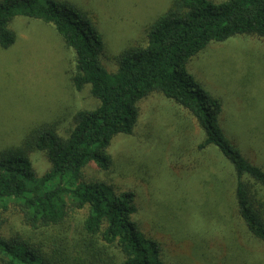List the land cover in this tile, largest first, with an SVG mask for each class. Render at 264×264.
Masks as SVG:
<instances>
[{
  "label": "trees",
  "instance_id": "trees-1",
  "mask_svg": "<svg viewBox=\"0 0 264 264\" xmlns=\"http://www.w3.org/2000/svg\"><path fill=\"white\" fill-rule=\"evenodd\" d=\"M45 3L0 1L1 49L16 42L8 28L16 17L52 25L75 54V91L88 86L99 105L74 115V127L65 138L53 127H43L30 132L19 146L0 150V227L8 221L1 216L10 208L21 215L19 228L0 234V264H170L162 259L158 241L133 220V193L116 194L103 183L83 181V170L90 164L110 169L111 141L132 135L138 104L153 93L195 119L204 135L199 150L214 147L230 165L229 185L218 182L221 201L225 210L236 213L246 234L264 247V169L248 162L225 136L218 123L220 101L205 93L186 69L187 62L211 43L237 36L264 39V0H172L147 28L145 46L125 48L115 57L114 73L99 63L105 45L95 23L74 7ZM33 152L43 153L50 163L43 176L33 170ZM83 210L80 228L71 230L70 214ZM227 233H220V244L236 245L235 235L229 229ZM194 243L195 256L202 258L201 245ZM235 245L223 261L247 255ZM113 251L119 255L114 257Z\"/></svg>",
  "mask_w": 264,
  "mask_h": 264
},
{
  "label": "rangeland",
  "instance_id": "rangeland-1",
  "mask_svg": "<svg viewBox=\"0 0 264 264\" xmlns=\"http://www.w3.org/2000/svg\"><path fill=\"white\" fill-rule=\"evenodd\" d=\"M45 1L74 7L95 23L105 45L99 63L108 73L115 72V57L123 49L145 46L147 28L172 2ZM8 28L16 42L7 50L0 47V150L19 146L30 132L43 127H53L65 138L74 127V115L99 105L88 86L77 92L71 83L74 52L52 25L16 17ZM186 69L205 93L220 101L218 123L225 136L248 162L264 169V39L237 36L211 43L187 62ZM138 112L132 135L111 141L110 169L90 164L83 170V181L103 183L116 194L133 193V220L158 241L162 259L170 264H264V247L246 234L234 211L225 210L218 182L229 185L232 169L214 147L198 149L204 135L195 119L158 93L142 100ZM30 161L38 177L50 170L41 152L31 153ZM227 198L230 202V194ZM85 216L86 210L71 213L70 229L80 228ZM1 217L8 221L0 234L20 227L17 209ZM228 229L236 245L220 244V233L227 235ZM194 242L201 245L202 258L195 256ZM234 245L247 255L223 261Z\"/></svg>",
  "mask_w": 264,
  "mask_h": 264
}]
</instances>
